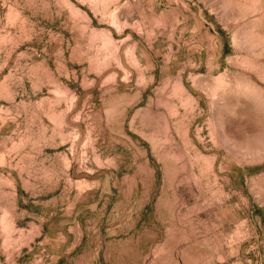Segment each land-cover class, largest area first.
<instances>
[{"label":"rangeland","instance_id":"rangeland-1","mask_svg":"<svg viewBox=\"0 0 264 264\" xmlns=\"http://www.w3.org/2000/svg\"><path fill=\"white\" fill-rule=\"evenodd\" d=\"M0 264H264V0H0Z\"/></svg>","mask_w":264,"mask_h":264}]
</instances>
